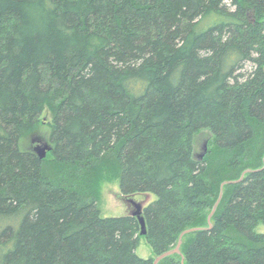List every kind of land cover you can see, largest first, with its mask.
Masks as SVG:
<instances>
[{
    "label": "trees",
    "instance_id": "1",
    "mask_svg": "<svg viewBox=\"0 0 264 264\" xmlns=\"http://www.w3.org/2000/svg\"><path fill=\"white\" fill-rule=\"evenodd\" d=\"M263 157L264 0H0V264H264Z\"/></svg>",
    "mask_w": 264,
    "mask_h": 264
},
{
    "label": "rangeland",
    "instance_id": "2",
    "mask_svg": "<svg viewBox=\"0 0 264 264\" xmlns=\"http://www.w3.org/2000/svg\"><path fill=\"white\" fill-rule=\"evenodd\" d=\"M230 3V0H226ZM43 124L40 126L37 133L29 134L21 140V147L24 149H32L35 151V147L43 145L44 143H50L49 122L52 119L51 113L45 111L41 116ZM212 133L209 129L200 131L196 136L195 149L196 154L200 157V154L204 153L210 147ZM36 152V151H35ZM49 152V151H48ZM47 152V154H48ZM47 156V155H46ZM264 160V157H263ZM101 195L99 207L101 208L102 215L105 217L110 216H122L130 213L134 207L129 199H133L136 202H140L143 206H146L149 202L155 199L153 194H137L130 197H123L121 194L120 179L119 177H112L105 179L101 183ZM259 232L264 233V225L261 224L257 228ZM137 253L143 258H149L153 256L151 246L147 243L145 237H141L139 245L137 247Z\"/></svg>",
    "mask_w": 264,
    "mask_h": 264
},
{
    "label": "water",
    "instance_id": "3",
    "mask_svg": "<svg viewBox=\"0 0 264 264\" xmlns=\"http://www.w3.org/2000/svg\"><path fill=\"white\" fill-rule=\"evenodd\" d=\"M52 149V146L48 143H44L43 145H38L37 147H35V151L36 153L39 155L40 158H45L46 155H47V152L50 151ZM206 152V147H205V151L204 153ZM204 153L200 154V157H203L204 156ZM252 169H247L245 170L241 177L237 180H226L224 181L222 184H221V193H220V196L217 200V202L215 203L213 209H212V212L210 213L209 217H208V221H209V224L210 226H212V217H213V214L215 213V210L217 209L220 201H221V198H222V195H223V188L226 184H231V183H236L237 181H240L244 175L248 172H250ZM129 201L132 203L134 209L130 212L131 215H134L138 218L139 220V223H140V227H141V235H146L147 234V225H146V219H145V216L143 214V209H144V206L140 203V202H136L135 200L133 199H129ZM198 228H190V229H187L185 230L180 238H179V241H178V244L175 248L173 249H170L160 255H157L154 259V264H159V262L164 259L165 257L167 256H170V255H173L175 253H181V250H180V247L182 245V240H183V236L186 234V233H189L191 231H195L197 230Z\"/></svg>",
    "mask_w": 264,
    "mask_h": 264
}]
</instances>
